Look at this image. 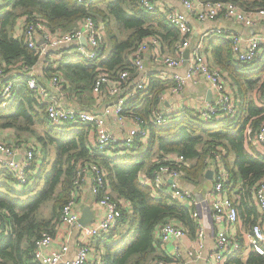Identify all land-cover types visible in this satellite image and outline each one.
Masks as SVG:
<instances>
[{
  "label": "trees",
  "instance_id": "1",
  "mask_svg": "<svg viewBox=\"0 0 264 264\" xmlns=\"http://www.w3.org/2000/svg\"><path fill=\"white\" fill-rule=\"evenodd\" d=\"M208 1L232 2L245 11L264 8V0ZM24 17L27 22L45 21L53 33L72 31L82 19L91 17L104 32L98 57L87 60L79 51V42L67 43L50 50L43 60L40 78L30 75L40 58L24 43L22 33L16 35V24ZM112 20L127 32L123 39L112 33ZM150 36L159 38L171 52L181 38L167 15L156 8L148 10L141 0H95L89 4L75 0H0V84L12 83L11 96L5 99L0 95V130L12 132V146L29 148L35 154L30 181L24 185H16L8 170H0V223L1 228L9 229L8 234H0V264H35V240L43 233L53 234L63 207L76 192L75 181L80 183L85 175L78 172L86 165L96 164L105 175L111 201L121 211L118 226L94 238L104 243L101 264H149L160 260L155 237L160 224L175 218L190 225L185 206L169 196L153 198L151 189L139 181L140 173L148 175L155 167L154 162L150 163L155 153V158L171 153L182 156L188 162L182 171L190 181L204 179L209 162L219 156L230 174L225 188L230 191V183L234 188L233 183L239 180V193L244 199L255 193L264 180V155L255 149L251 155L246 150L264 124V49L254 60L239 62L234 60L229 38L211 44L215 63L227 70L229 86L235 85L238 91L235 96L239 102L232 114L219 110L216 117L207 120H201L194 109L169 114L160 109L161 96L175 83L168 88L163 80L150 77L146 90L127 99L122 115H136L150 122L152 113L158 111L170 122H150L145 140L136 138L131 146L122 145L111 156L92 147L91 134L96 130L93 122L53 124L47 117L45 102L27 85L31 76L51 91L50 82L56 78L61 90L51 92L53 96L64 92L63 103L68 109L91 110L97 73L103 71L114 80L127 71L131 82L138 74L132 54ZM142 143L146 146L139 153ZM50 151L55 152V158L49 166ZM231 153L232 165L228 161ZM120 200L129 204V209ZM229 260L230 264H264V256L257 253L246 261H241V256Z\"/></svg>",
  "mask_w": 264,
  "mask_h": 264
},
{
  "label": "built area",
  "instance_id": "2",
  "mask_svg": "<svg viewBox=\"0 0 264 264\" xmlns=\"http://www.w3.org/2000/svg\"><path fill=\"white\" fill-rule=\"evenodd\" d=\"M75 1L80 4H89L95 0ZM179 1L185 10L201 23L214 22L219 17H223L246 28L253 27L258 23L264 25V8L245 11L228 1ZM141 3L148 10L156 8L152 0H141ZM167 19L180 32L181 38L174 44L175 54L161 55V63L171 69H178L185 62L189 64L184 75H180L179 73L171 74V79L174 80L175 84L168 92H181L187 81L194 79L196 75H200L208 82L211 90L216 93V100L213 105L196 109L201 120L216 117L219 110L225 114L234 113L237 101L228 90L229 84L227 78L219 70L211 69L208 66L199 47L194 50L190 60L183 58L182 54L189 45V35L191 33L187 16L184 13L173 11L167 14ZM213 32L219 36L224 35L229 38L231 52L236 61L250 62L264 49V35L252 33L244 40L241 36L236 35V33L221 28H215ZM22 34L24 43L29 48L35 49L39 53V58L43 60H46L51 48H58L74 41L79 42V51L87 60H94L98 57L104 40L103 27L96 25L91 17L82 19L78 27L72 31H59L57 33L51 32L43 20L27 22L24 17ZM81 38L85 39L86 45L80 43L79 40ZM151 45L154 48H159V38L152 36L144 38L132 54L134 66L139 73L144 68L143 53ZM86 46L89 49H86ZM1 73L2 70L0 69ZM30 75H32L31 72ZM128 80L129 74L127 71L121 72L119 77L114 80H111L109 75L103 71L97 73L93 85L94 95L100 96L105 90L111 99V104L105 107L99 114L87 110L68 109L60 99L63 95L62 93L56 95V97L53 96L51 91L47 90L34 77L29 76L27 78V85L36 92L38 98L45 102L47 117L53 124L93 122L96 130L91 134L92 147L100 154L111 156L113 151L120 146H131L136 138L145 140L148 135V125L150 122L157 125H166L170 122L167 118L168 116L158 111L152 113L150 122L136 115L123 116V107L127 99L135 97L138 92H143L148 86L145 77H142L136 83L128 82ZM50 85L52 92H59L61 90L56 78L51 80ZM0 86H2L0 95L8 99L11 96L12 83L7 82L4 85L0 84ZM126 88L127 90H125ZM124 90L126 91L125 95L122 94ZM126 95L127 97H125ZM163 99L164 94L161 96V101ZM110 116L121 126L124 125L125 119L128 118L130 120V125L127 126L123 136L120 137L108 131L105 125V117ZM255 141L264 147V124L257 131ZM20 152L21 158L16 159V148L0 137V170H8L15 178L16 185H24L30 181V166L33 156H35L33 150L29 148H22ZM154 164L155 167L150 174L140 173V183L151 189V196L153 198H160L164 195L169 196L190 210L191 206L195 204L194 196L189 189L179 186L178 183V179L184 176L182 169L188 166V162L182 156L171 153L160 158H155ZM209 164L214 167L213 186L208 193L211 210L216 218L222 219L228 224H233L238 218V211L225 188V184L229 181L227 170L217 155H215V160L210 161ZM82 173L85 175L81 182L75 181L76 192L62 209L60 223L70 227L78 224L80 213L77 206V198L84 184H89L90 186V191L95 197L97 210L100 211V217L94 223H90L81 229L75 257L70 260H63L62 264H94L88 257L90 252L88 240L114 230L118 226L121 217V211L111 201V190L108 186V181L98 166L94 163L86 165L78 172L79 175ZM99 193H101L100 197H98ZM254 198L258 210L262 215V221L250 227L248 236L250 237L253 251L264 256V247L261 245V242H264V180L257 187ZM192 217L195 219L197 227V239L195 243L197 250L194 252L188 251V256L195 259L199 258V250L204 247V231L196 211H192ZM8 231V228H1L0 223V234L1 232L8 234ZM183 234L184 228L176 225L172 218L162 222L155 231V237L161 242H168L172 238H178ZM53 242L52 235L48 233H43L35 240L33 257L36 264H58L60 262L68 247L62 245L53 253H44V249L52 245ZM239 246V243L233 241L227 234L219 235L215 239V249L209 255L207 264H227V258ZM177 258L171 261L155 260L149 264H183ZM101 263L102 261L99 262V264Z\"/></svg>",
  "mask_w": 264,
  "mask_h": 264
},
{
  "label": "crops",
  "instance_id": "3",
  "mask_svg": "<svg viewBox=\"0 0 264 264\" xmlns=\"http://www.w3.org/2000/svg\"><path fill=\"white\" fill-rule=\"evenodd\" d=\"M152 1L156 6V9H158L165 15L173 11H178L184 13L187 16L189 25L191 27V33L189 35V45L182 54L183 58L185 60H190V57L193 55L194 50L199 47V50L206 60L208 66L211 69L219 70L225 77L227 76V78L229 75L227 70L215 63L211 45L218 44L227 37L224 35L219 36L214 33L213 30L215 28L228 30L236 33V35L238 36H241L244 40L252 33L257 35H264L263 24L258 23L253 27L246 28L241 24L235 23L223 17H219L218 20L214 22L201 23L198 22L191 14H189L185 10L179 0ZM23 19L24 18H20L16 24L15 31L17 36H20L22 33ZM110 28L112 33L116 34L118 39H123L127 34V32L121 29L120 26L113 20L110 22ZM75 42L76 41L69 44ZM51 50L53 52V50L55 49L51 48ZM186 50H188V54L185 58L184 52ZM174 54V52L167 50V47L162 46L161 44L159 48H154V46L152 45L149 46V48L143 53V71L141 73L138 72L137 76L130 79V81L132 83H136L140 81L142 77H145L148 82L150 77H154L163 80L169 88L174 83V81L171 79V74L179 73L180 75H184L186 72V68H188L189 65L188 62H185L178 69H171L161 63V55ZM43 63V59H40L39 64L33 67L30 72L34 75H38V77L40 78ZM227 81L229 84L230 79H227ZM232 86L233 87L229 86L228 90L238 103L239 97L235 96V93L237 95L238 91H236L235 85ZM125 90H127V88ZM125 90L122 93L123 95L126 94ZM168 91L164 93V99L161 101L160 109L168 112L169 114L178 112L180 110H183L184 108L194 110L204 108L207 105H213L216 100V93L211 90L210 85L205 80V78L200 75H196L194 79L187 81L181 92L170 93ZM62 94L63 95L60 97V99L63 103V101H65L66 94L64 92ZM93 97V100L90 103V109L92 111L87 110L89 112L99 114L105 107L111 104V99L106 92H104L100 96L93 94ZM125 97H127V95ZM105 118V125L108 131L111 134L120 137L123 136L127 126L130 125V120L128 118L125 119L123 126L117 124L111 116ZM10 135H12V132L7 130H0V137L5 141H7L8 136L10 137ZM251 144L253 146H251V148L246 145V150L251 155L253 154L252 150L254 149L258 153L264 155V147L260 143L256 142L255 139H253ZM16 151L17 156H19L16 159H20V151H22V149L16 148ZM155 156H157V153L153 155V160H155ZM152 159L150 160V163ZM228 161L231 165L233 164L234 155L232 153L229 155ZM208 170L211 171L210 177L205 176ZM205 175L204 179L195 181H190L184 176L178 179L179 186L187 188L192 192L195 199V204L191 206L190 210L188 209L190 214V225L178 219L172 218L176 225L184 228V234L182 236L178 238H172L168 242H161L157 240L159 244L158 253L161 256L160 260L166 259L171 261L178 256L177 259H179V261L183 264H207L209 255L215 249V239L221 234H227L233 241H237L240 245L236 251H232L233 254L227 258V262H229V259H231L232 257L237 256H241V261H246L249 255L255 253L251 247V241L250 237L248 236V231L251 225H253L254 223H260L262 221V215L258 210L257 203L254 198V193H252L249 198L244 199L239 193L242 189L241 182L238 180L235 184L233 183L234 188H231L232 185L230 183V191L228 189L226 190H228L227 194L233 200L235 207L237 208L238 218L235 223L228 224L224 220L216 218L211 210V204L208 198V193L213 186L214 176V167L211 164H208L205 170ZM228 176L230 177L229 173ZM120 203H122V205L126 206L129 209V204H127L125 201L120 200ZM77 206L80 213L79 218H81L83 209L86 207H89L90 211L93 213V221L91 223H94L100 217V211L97 210L95 197L90 191L89 184H84L81 187L79 196L77 198ZM253 209L255 212L253 211ZM192 211L197 212L198 219L201 222L204 231V247L199 250V258L195 259L188 256V251L194 252L197 250L195 246L197 239V227L195 219L192 217ZM82 228L83 227L79 223L72 227L62 223L55 225L52 234L54 242L52 245L44 249V253H53L57 251L60 246L66 245L68 249L63 254L62 259L58 264H62L63 260H70L74 258L77 252V241L79 240V235L81 234ZM88 243L90 245V252L88 256L89 260L94 264H99V262H101L103 258L104 243L102 244V242L97 241L94 238L89 239ZM261 245L264 247V242H261Z\"/></svg>",
  "mask_w": 264,
  "mask_h": 264
},
{
  "label": "water",
  "instance_id": "4",
  "mask_svg": "<svg viewBox=\"0 0 264 264\" xmlns=\"http://www.w3.org/2000/svg\"><path fill=\"white\" fill-rule=\"evenodd\" d=\"M80 43L86 45L85 39L81 38ZM188 54V50L184 52V57L186 58ZM19 156H15V158H18ZM211 171L206 172V177H210ZM93 221V213L90 211L89 207H86L83 209L82 216L79 218L78 223L82 226L85 227L87 224L91 223Z\"/></svg>",
  "mask_w": 264,
  "mask_h": 264
},
{
  "label": "rangeland",
  "instance_id": "5",
  "mask_svg": "<svg viewBox=\"0 0 264 264\" xmlns=\"http://www.w3.org/2000/svg\"><path fill=\"white\" fill-rule=\"evenodd\" d=\"M86 49H89L87 46L85 47ZM8 142H12V140H11V137H9L8 136ZM143 145H142V149L140 150V152L139 153H141V152H143V150L145 149V143H142ZM55 158V152L54 151H50L49 152V154H48V160L47 161H49V163H48V165L50 166V164H51V161L53 160ZM152 159V158H151ZM152 161H154L153 159H152ZM53 162V161H52ZM49 166H48V168H49ZM43 216L44 217H48V214H47V210L46 209H44L43 211Z\"/></svg>",
  "mask_w": 264,
  "mask_h": 264
}]
</instances>
